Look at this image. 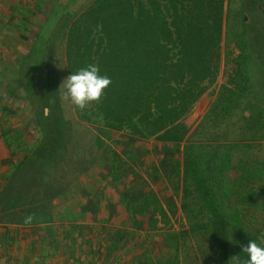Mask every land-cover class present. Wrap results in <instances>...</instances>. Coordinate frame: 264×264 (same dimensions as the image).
<instances>
[{
	"label": "rangeland",
	"instance_id": "374dc122",
	"mask_svg": "<svg viewBox=\"0 0 264 264\" xmlns=\"http://www.w3.org/2000/svg\"><path fill=\"white\" fill-rule=\"evenodd\" d=\"M92 1L0 0V143L4 139L13 140L12 152L17 153L15 164L23 163L25 154L29 156L33 166L28 161L30 165H23L24 180H30L25 189L37 191V195L48 193L50 199L39 203L44 204L40 207L49 214L50 220L54 216L74 218L83 209L91 211L106 203V216L116 220L128 236L122 242V249L118 247L113 256L105 260L102 254L96 255L97 264H110V258L115 257L119 260L122 252L128 256V264H221L224 254L220 253L216 238L222 239L225 251L234 255L233 249L240 248L241 243L247 245L254 237L251 235L245 243L239 240L234 235V221L247 231L254 230L256 242L264 240V193L261 192L264 188V138L259 137L264 133V119L263 124L255 122L258 112L264 109V97L261 99L264 95V0H225V14L229 3L232 11L245 14L244 45L232 35V40H227L225 26L219 75L186 115L185 121L190 126L186 138L179 144L159 147L162 158L156 162H153L158 158L154 144V156L144 151L149 150L147 145L151 138L138 139L123 131L108 130L101 121L81 120L75 112L76 106L65 98L62 82L68 71L61 35L65 23L83 12ZM51 15L55 19L49 28L51 33L41 40L37 30L43 18ZM49 34L53 38L50 43ZM243 46L250 59L248 97L240 99L239 110L229 118L216 125L205 124L203 120L210 113L220 89L224 85L233 86L236 59ZM49 62L58 71L60 105L64 117L69 119V128L65 131L60 127L61 134L56 135V144L51 146L54 151L48 153L45 150L50 149L49 146L41 140L38 107L44 101V89L49 87L43 78ZM26 81L32 88L28 94L23 88ZM244 110L253 115V119L241 117ZM49 111L45 108V115L50 114ZM59 137L67 141L69 152L64 150L65 144ZM99 138L100 143L95 140L97 150L93 140ZM138 148L142 153L137 155L132 149ZM189 163L197 181L206 182L218 217L210 213L205 199L195 190L194 180L186 177ZM42 165L50 171H46L43 182L36 183ZM10 168L11 175L19 176L18 171L14 173L15 166ZM111 171L118 179L112 180ZM62 189L64 193H59ZM144 196L155 198L144 213L129 209V204H142ZM71 200L77 206L86 207L75 211ZM43 218L48 220V215ZM218 225L222 231L215 237ZM172 232L179 235V249L175 254L170 250L173 238L167 236ZM229 264L234 263L229 261Z\"/></svg>",
	"mask_w": 264,
	"mask_h": 264
},
{
	"label": "trees",
	"instance_id": "16d2710c",
	"mask_svg": "<svg viewBox=\"0 0 264 264\" xmlns=\"http://www.w3.org/2000/svg\"><path fill=\"white\" fill-rule=\"evenodd\" d=\"M224 3L225 0H93L83 12L65 23V31L61 35L65 44V66L69 76L88 64H95L100 75L110 78V84L99 100L91 102L84 109L76 106L78 117L90 123L101 121L108 130L123 131L138 139L154 138L177 144L182 142L190 131L185 121L186 115L219 75L225 26L227 40H232V35L239 43L244 42V12L232 11L229 3L225 14ZM52 16L44 17L41 21L37 30L39 39L43 40L51 33L49 28L52 21H55ZM47 39L49 43L53 41L50 34ZM35 44L39 46L38 42ZM241 49L236 59V73L231 79L233 86L224 85L220 89L210 113L203 120L205 124L216 125L229 118L239 110L240 99L248 97L250 59L246 47ZM228 56L229 51L226 54ZM51 64H46L43 77L49 89H44V101L38 107L41 110V140L49 146L50 149L45 150L48 153L49 150L54 151L51 146L56 144V135L61 134L60 127L65 128V131L69 128V119L64 117L60 105L58 71ZM25 84L24 92L28 94L32 88L29 81ZM263 97L261 95V99ZM45 108L50 109V114L45 115ZM249 116L246 110L242 112L241 117L245 120L253 119V115ZM263 119L264 109L258 112L255 122L263 124ZM54 130L56 134L51 135ZM259 137L264 138V133ZM59 139L65 144L64 150L68 149L69 152L67 141L63 137ZM95 140L100 143L101 138L93 140L97 149ZM36 151L43 150L36 148ZM28 158L25 154L23 163L16 164L15 168L21 172L19 176H10L12 186L21 181L19 185L25 188L30 183L22 175L25 171L23 165L33 166ZM191 165L189 163L186 169V177L194 180L195 190L205 199L210 213L218 217L219 212L215 210L214 201L207 192L206 182L200 179L197 181ZM46 171L50 169L40 166L36 183L46 179ZM109 173L112 180L118 179L117 174L112 171ZM261 192L264 193V188ZM35 193L23 199L26 202L24 208L29 209L31 206L33 210L29 209V214L48 215L50 220L49 214L40 207L44 204L38 202V197L34 198ZM154 200L144 196L142 204H129L128 207L134 213H144ZM234 224V235L243 243L249 241L251 235L254 236L251 240L257 239L254 230L247 231L235 221ZM221 225L226 226L225 223ZM102 230L107 231L110 247L118 246L125 240L126 232L123 228L115 230L103 227ZM210 231L213 233V230ZM215 231V237L219 236L222 227L218 225ZM168 235L173 238L170 250L175 254L179 249V235ZM216 239L220 253L224 254L221 264H229V261L243 264L247 259V254L242 250L246 245L241 243L240 248L233 249L234 255H230L223 246L225 242ZM257 243L264 246V240Z\"/></svg>",
	"mask_w": 264,
	"mask_h": 264
},
{
	"label": "crops",
	"instance_id": "0c3cea01",
	"mask_svg": "<svg viewBox=\"0 0 264 264\" xmlns=\"http://www.w3.org/2000/svg\"><path fill=\"white\" fill-rule=\"evenodd\" d=\"M12 141L4 139L0 143V251L3 257L2 264H97L96 255L102 254V259L106 260L115 254L118 247L122 249L123 241L118 246L110 247L107 241V231L102 230L103 227H112L115 230L122 227L116 220L106 216L105 202V204H100L101 207L98 209L96 207L91 211L83 209L74 218L54 216L52 220H45L43 216L26 212L27 209L24 208L26 202L23 199L27 198L29 194L32 196L34 192L19 185L21 181L15 182L14 186L11 184L12 170L10 167L16 166L14 162L17 157V153L12 152ZM153 144L156 146L155 153L158 157L153 162L162 158L158 151L159 147L175 145V143L156 142L154 138H151V143L147 145L149 150H144L148 155H155L152 152ZM132 150L137 155L142 153L140 148ZM16 171L21 172L15 168L14 172ZM22 190L27 191L20 195ZM64 191L65 189H62L61 192L58 190L59 193H64ZM46 193L42 192V195L37 196L35 193L34 198L39 197L38 202L45 200L48 197V193ZM107 197L110 200L109 192ZM73 200L75 199L73 198ZM73 200H71V206L75 211H80L84 205L77 206ZM6 206H8L7 209H5ZM10 206L11 209H9ZM85 207L86 205L83 208ZM127 236L128 233L125 234V237ZM119 257V260H117L118 257L110 258V264H119L117 261H120V264H128L127 255L122 252ZM113 261L114 263H111Z\"/></svg>",
	"mask_w": 264,
	"mask_h": 264
},
{
	"label": "clouds",
	"instance_id": "9594fccd",
	"mask_svg": "<svg viewBox=\"0 0 264 264\" xmlns=\"http://www.w3.org/2000/svg\"><path fill=\"white\" fill-rule=\"evenodd\" d=\"M109 84L110 78L100 75V70L95 64H88L72 72L62 82L66 90L65 98L81 109L99 100ZM242 250L247 254L243 264H264V246L255 240H250Z\"/></svg>",
	"mask_w": 264,
	"mask_h": 264
},
{
	"label": "built area",
	"instance_id": "2783aa9c",
	"mask_svg": "<svg viewBox=\"0 0 264 264\" xmlns=\"http://www.w3.org/2000/svg\"><path fill=\"white\" fill-rule=\"evenodd\" d=\"M2 261H3V257L1 255V251H0V264H2Z\"/></svg>",
	"mask_w": 264,
	"mask_h": 264
}]
</instances>
